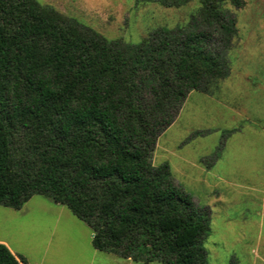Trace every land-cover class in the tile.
I'll list each match as a JSON object with an SVG mask.
<instances>
[{
	"label": "trees",
	"instance_id": "1",
	"mask_svg": "<svg viewBox=\"0 0 264 264\" xmlns=\"http://www.w3.org/2000/svg\"><path fill=\"white\" fill-rule=\"evenodd\" d=\"M195 1L185 23L129 43L41 0H0V205L40 194L84 221L98 250L207 264V217L152 162L188 93L229 74L238 29L222 3L244 0ZM24 261L0 242V264Z\"/></svg>",
	"mask_w": 264,
	"mask_h": 264
},
{
	"label": "rangeland",
	"instance_id": "2",
	"mask_svg": "<svg viewBox=\"0 0 264 264\" xmlns=\"http://www.w3.org/2000/svg\"><path fill=\"white\" fill-rule=\"evenodd\" d=\"M41 1L129 43L152 28L185 23L199 5L195 0L181 6L151 0ZM222 6L238 29L227 52L229 74L208 94L188 93L158 136L152 162L168 163L173 181L207 217L210 230L202 241L207 264H264V0ZM90 233L67 206L40 194L20 209L0 205V240L31 263L39 262L46 247L71 257L79 238ZM127 264L162 263L131 259Z\"/></svg>",
	"mask_w": 264,
	"mask_h": 264
},
{
	"label": "crops",
	"instance_id": "3",
	"mask_svg": "<svg viewBox=\"0 0 264 264\" xmlns=\"http://www.w3.org/2000/svg\"><path fill=\"white\" fill-rule=\"evenodd\" d=\"M92 233L93 232L87 235V237L83 238V240H80L79 238L75 244V248L73 249L71 257L64 258V256L58 255L59 253L63 252L62 250H49V248L46 247L41 251L39 262H28L27 258L23 256L25 260L23 264H127V261L131 260L112 252L101 251L94 248L91 242ZM0 242L8 246L6 241L0 240ZM49 251H51L53 255H47ZM15 256L18 257L16 254Z\"/></svg>",
	"mask_w": 264,
	"mask_h": 264
}]
</instances>
